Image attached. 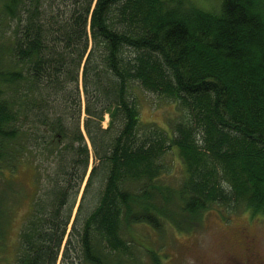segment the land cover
Segmentation results:
<instances>
[{"label":"trees","instance_id":"1","mask_svg":"<svg viewBox=\"0 0 264 264\" xmlns=\"http://www.w3.org/2000/svg\"><path fill=\"white\" fill-rule=\"evenodd\" d=\"M216 1L0 0V169L37 180L13 264H125L135 226L264 214V0ZM142 93L181 113L143 123Z\"/></svg>","mask_w":264,"mask_h":264},{"label":"rangeland","instance_id":"2","mask_svg":"<svg viewBox=\"0 0 264 264\" xmlns=\"http://www.w3.org/2000/svg\"><path fill=\"white\" fill-rule=\"evenodd\" d=\"M191 1L208 9L217 4L216 0ZM141 98L140 118L143 123L165 127L170 118H177L181 113L169 98L150 93H142ZM84 116L82 114V121ZM101 125L107 127V116ZM91 166L92 163L89 170ZM48 178L45 173L40 176L43 182ZM36 181L33 165L20 164L12 173L0 169V264L14 263L19 231L31 209ZM132 234L135 248L130 249L132 254L129 257L134 259H127L125 264H155L151 255L158 264H236L231 261L233 258L244 262L257 260L264 264V214L249 210L230 213L227 218L216 211L207 212L202 226L191 232L177 231L171 225H165L161 230L138 225Z\"/></svg>","mask_w":264,"mask_h":264},{"label":"flooded vegetation","instance_id":"3","mask_svg":"<svg viewBox=\"0 0 264 264\" xmlns=\"http://www.w3.org/2000/svg\"><path fill=\"white\" fill-rule=\"evenodd\" d=\"M246 249L248 250L247 247H246ZM231 261H234L236 264H261L259 261H257V260L253 261L251 259L245 260V262H244L242 260H238L237 258H233V259H231Z\"/></svg>","mask_w":264,"mask_h":264}]
</instances>
